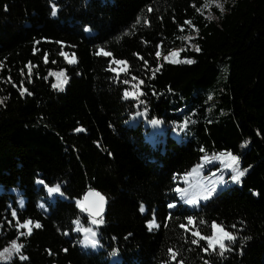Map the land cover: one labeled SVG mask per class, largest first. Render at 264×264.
<instances>
[{
  "label": "trees",
  "instance_id": "16d2710c",
  "mask_svg": "<svg viewBox=\"0 0 264 264\" xmlns=\"http://www.w3.org/2000/svg\"><path fill=\"white\" fill-rule=\"evenodd\" d=\"M206 2L0 0V251L28 257L2 264H264V0ZM241 146L238 186L169 208L203 152ZM90 189L100 225L78 206ZM213 222L236 236L223 255L193 235Z\"/></svg>",
  "mask_w": 264,
  "mask_h": 264
},
{
  "label": "snow or ice",
  "instance_id": "6c2138e0",
  "mask_svg": "<svg viewBox=\"0 0 264 264\" xmlns=\"http://www.w3.org/2000/svg\"><path fill=\"white\" fill-rule=\"evenodd\" d=\"M210 3H215V5L220 8L221 10H223V4L221 2V0H207V2L204 4V7L207 8L209 7ZM193 7H196L195 5H193ZM57 5L53 4L52 5V10H51V15L52 16H56L57 15ZM148 11H152L151 8L148 9ZM197 11H200L199 8H197ZM140 22V19H137V23ZM147 23V21H145ZM186 23L191 24V21H186ZM87 30V29H86ZM182 30V29H181ZM39 43V42H37ZM59 43V42H57ZM196 50L199 51V46H195ZM104 55L106 56H111L112 53L111 52H106L103 51ZM61 55L65 56V58L68 57V53L61 51L60 53ZM161 54L160 52H156V56L159 57ZM175 55V51H173L172 53L169 54V56H174ZM73 59H69L68 62L69 63H74L75 59L74 56L75 54H72ZM169 56H165L164 59L165 60H169ZM143 59V58H142ZM45 60H47V57L45 56ZM172 63H178L179 61L172 59L171 60ZM186 63H193L194 61L192 60H187L185 61ZM114 63L116 65H124L125 68L124 69H119V70H126V66H127V61L124 60H117L114 59ZM145 64H147V61H145ZM159 69H157L158 71ZM155 73H153L154 75ZM133 79H135V77H133ZM65 83L67 82L66 79L64 81ZM125 83H129V81L125 80ZM141 83H143V81H141ZM53 87H57V85H53ZM24 91L26 92L27 89H24ZM23 94V93H21ZM30 94V93H29ZM132 93L126 91L125 92V97L131 95ZM0 103H3L2 100H0ZM153 124H157L159 123V121L153 120L152 121ZM79 131V129H78ZM203 151V149H201ZM220 157L223 159L224 157L227 158V166L229 168H231L232 171V176L231 179L234 182H239L240 178L243 177L245 175V173L248 171V169H241L239 167V163H240V158L236 155H233L232 153L228 152V153H221L219 154ZM205 160H208V157L204 158ZM202 167V165H197L196 168H194L192 170V173H196L198 174L199 169ZM190 175V174H189ZM221 182H223V178L221 177ZM187 182V181H186ZM40 183H43V181H40ZM199 188V191H193V192H189L188 189H181L179 187H177L175 190L177 193L181 194V198L184 199L185 203L187 204H192L195 205L197 200L202 198V199H209V197L216 191V186H215V182L212 183L211 187H207V188H200V186H197ZM48 192L51 193H58L60 192V188L59 186L56 187H49L48 188ZM89 195H94L96 197H98V202L95 204V206H87L82 202L78 201V206L81 207L82 211H86L88 212L89 216L91 217V223L95 224V225H100L102 223H104V220L102 218V212H103V203H104V196H102L99 192H95L94 190H89L88 195L85 196V201H87L88 196ZM175 207L174 204H169V208H173ZM141 211H144V207L143 205H141ZM12 216L15 218L17 216V213L15 211L12 212ZM188 224H193L194 221V217L192 216H188L186 217ZM154 221L149 222V227L151 228L154 225ZM201 223H203V221H201ZM17 227L19 228H24L27 229L28 234L31 233V228L30 225L32 224V221L30 220H26V221H16ZM41 225L37 222L35 224V227L39 228ZM181 227H185V225H181ZM233 227H235L233 225ZM212 228V233L210 235H204L201 234L199 231L193 232L194 236H199V239L201 240H205L207 242V248L205 249V251H207V249H213L215 250L216 247L218 246V248L220 249V254L223 255L224 251L229 250L227 245L225 244V240L229 241V242H234L236 240V236L234 233L224 229L222 226L218 225L216 222H213L211 225ZM79 230V229H77ZM217 230H219L220 235H217ZM84 233L88 234L85 236V243L86 244H90L92 247H96L98 245V240L96 239L97 233L95 231H93L92 229L89 228H84L83 229ZM21 236L25 235L24 232L20 233ZM245 239H250V237H247ZM192 243H198V240L193 239ZM22 248L23 245L19 244L16 240H13L11 242V246L10 248H5L2 252H0V258H3L4 260H10L12 255L15 254L21 261L27 260L28 257L25 256L22 252ZM173 258H175V253H173Z\"/></svg>",
  "mask_w": 264,
  "mask_h": 264
},
{
  "label": "rangeland",
  "instance_id": "374dc122",
  "mask_svg": "<svg viewBox=\"0 0 264 264\" xmlns=\"http://www.w3.org/2000/svg\"><path fill=\"white\" fill-rule=\"evenodd\" d=\"M173 51H175V55L169 56V54L172 53ZM179 52H180V48L172 49L169 52H167L166 54H163L160 52L161 55L157 58H158V60H160L161 58H164L165 56H169V60L164 59L165 63L176 64V63H172L171 60L175 59V60L179 61V59H178ZM185 61H187V60H184V62ZM56 77H57L58 81H60V82H62L64 80V76L62 73L57 74ZM219 83H221V81H219ZM243 152H244V146H241L239 153L233 154V155H236L240 158L239 167H241V156H242ZM219 154H221V152H215V153H212L210 155L203 152V156L201 157L200 162L197 164V165H202V167L199 169L198 174L192 173V170L194 168H196V166H197V165H195L194 167H192V169L189 171L188 174H185L182 177L175 179L174 192L176 195V202L173 203L174 205L179 203L181 205L186 206L187 208L193 209V208L199 207L200 204H202V203L204 204L208 200V199L205 200V199L200 198L197 200L195 205L187 204V203H185L184 199L181 198V194L176 192L175 189L177 187H179L181 189H188V191L191 193L193 191H199V188L197 186H200V188H207V187H211L212 183L215 182L216 191L209 197V199H210L219 190H226L228 188L231 189V188H234L240 184V181L238 183L232 181L231 176L233 173L231 171V168H229L227 166V158L224 157L222 159ZM205 157H208L209 159L205 160L204 159ZM221 177L223 178V182H221V179H220ZM55 194L56 193H51V194L49 193L52 200H54ZM34 227H35V224L32 223L30 225L31 230ZM148 227H149V225H148ZM153 227H154V225L151 228H153ZM19 229H22L25 234H28L27 229H24V228H19ZM80 231L83 233L84 237L86 235H88V234L84 233L83 229H80ZM217 235H220L218 230H217ZM10 246H8L7 248H10ZM83 246L85 248H93L90 244H86L85 241L83 243ZM216 249L220 250L218 248V246L216 247ZM3 250H1L0 252H2ZM13 256H15V254H13L12 257ZM8 261L9 260H4L3 258H0V264L8 262Z\"/></svg>",
  "mask_w": 264,
  "mask_h": 264
},
{
  "label": "water",
  "instance_id": "95a60500",
  "mask_svg": "<svg viewBox=\"0 0 264 264\" xmlns=\"http://www.w3.org/2000/svg\"><path fill=\"white\" fill-rule=\"evenodd\" d=\"M96 192V191H95ZM89 190L85 193V195L83 196L82 199V203H84L87 206H95V204L98 202V197L94 196V195H89L87 201H85V196L88 195ZM104 210H105V200L103 203V212L101 215L104 214ZM86 212V211H85ZM87 216H89L88 212H86ZM90 217V216H89ZM91 218V217H90Z\"/></svg>",
  "mask_w": 264,
  "mask_h": 264
}]
</instances>
